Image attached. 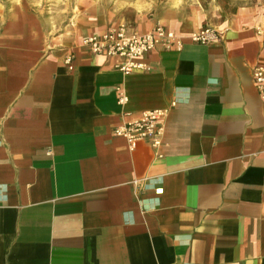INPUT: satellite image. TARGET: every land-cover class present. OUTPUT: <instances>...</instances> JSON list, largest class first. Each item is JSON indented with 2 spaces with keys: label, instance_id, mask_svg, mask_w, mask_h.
<instances>
[{
  "label": "crops",
  "instance_id": "1",
  "mask_svg": "<svg viewBox=\"0 0 264 264\" xmlns=\"http://www.w3.org/2000/svg\"><path fill=\"white\" fill-rule=\"evenodd\" d=\"M171 12L128 24L204 26ZM215 26L125 73L80 45L99 28L50 46L39 13L0 6V264H264V11ZM152 110L160 144L115 133Z\"/></svg>",
  "mask_w": 264,
  "mask_h": 264
},
{
  "label": "rangeland",
  "instance_id": "2",
  "mask_svg": "<svg viewBox=\"0 0 264 264\" xmlns=\"http://www.w3.org/2000/svg\"><path fill=\"white\" fill-rule=\"evenodd\" d=\"M0 6H24L39 13L49 32V45L61 46L69 34H88L94 27L106 30L121 23L133 24L141 15L153 17L168 10L177 15L200 12L204 26L216 28L217 23L243 7L256 6L264 11V0H0Z\"/></svg>",
  "mask_w": 264,
  "mask_h": 264
},
{
  "label": "built area",
  "instance_id": "3",
  "mask_svg": "<svg viewBox=\"0 0 264 264\" xmlns=\"http://www.w3.org/2000/svg\"><path fill=\"white\" fill-rule=\"evenodd\" d=\"M220 37L221 31L210 25L201 27L189 36H184L161 23L145 32L138 31L130 24L121 23L108 27L103 33L84 36L80 45L87 47L95 54L115 58L116 67L125 73L149 72L152 71L153 66L149 62L148 54L156 48L180 49L186 39L208 44ZM71 59L72 56L68 58L69 61ZM253 78L264 102V64L254 68ZM119 100L126 102L127 98L121 95ZM164 117L163 110L146 111L139 118L117 128L115 133L127 138L131 147H135L142 140H149L154 145H158L161 142Z\"/></svg>",
  "mask_w": 264,
  "mask_h": 264
},
{
  "label": "bare ground",
  "instance_id": "4",
  "mask_svg": "<svg viewBox=\"0 0 264 264\" xmlns=\"http://www.w3.org/2000/svg\"><path fill=\"white\" fill-rule=\"evenodd\" d=\"M103 33V32H102Z\"/></svg>",
  "mask_w": 264,
  "mask_h": 264
}]
</instances>
